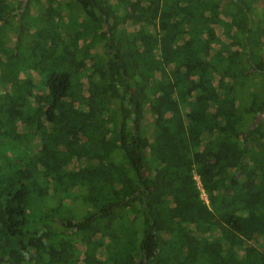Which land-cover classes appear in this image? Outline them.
Returning <instances> with one entry per match:
<instances>
[{
	"label": "trees",
	"instance_id": "trees-1",
	"mask_svg": "<svg viewBox=\"0 0 264 264\" xmlns=\"http://www.w3.org/2000/svg\"><path fill=\"white\" fill-rule=\"evenodd\" d=\"M0 264H264V0H0Z\"/></svg>",
	"mask_w": 264,
	"mask_h": 264
},
{
	"label": "rangeland",
	"instance_id": "rangeland-1",
	"mask_svg": "<svg viewBox=\"0 0 264 264\" xmlns=\"http://www.w3.org/2000/svg\"><path fill=\"white\" fill-rule=\"evenodd\" d=\"M263 4H261L260 2H258L257 4V9L259 10L262 7ZM202 198H205L204 195H201Z\"/></svg>",
	"mask_w": 264,
	"mask_h": 264
},
{
	"label": "built area",
	"instance_id": "built-area-1",
	"mask_svg": "<svg viewBox=\"0 0 264 264\" xmlns=\"http://www.w3.org/2000/svg\"><path fill=\"white\" fill-rule=\"evenodd\" d=\"M198 187L200 188L199 184H198ZM200 191L203 192L201 189H200ZM202 195H204V194L202 193Z\"/></svg>",
	"mask_w": 264,
	"mask_h": 264
}]
</instances>
